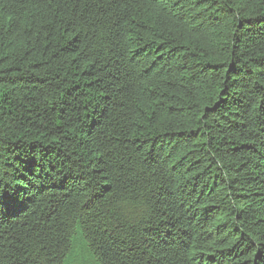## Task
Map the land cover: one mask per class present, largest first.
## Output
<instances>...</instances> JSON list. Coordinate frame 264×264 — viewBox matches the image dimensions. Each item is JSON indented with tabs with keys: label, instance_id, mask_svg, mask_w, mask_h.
Wrapping results in <instances>:
<instances>
[{
	"label": "trees",
	"instance_id": "16d2710c",
	"mask_svg": "<svg viewBox=\"0 0 264 264\" xmlns=\"http://www.w3.org/2000/svg\"><path fill=\"white\" fill-rule=\"evenodd\" d=\"M77 250L264 264V0H0V264Z\"/></svg>",
	"mask_w": 264,
	"mask_h": 264
},
{
	"label": "rangeland",
	"instance_id": "374dc122",
	"mask_svg": "<svg viewBox=\"0 0 264 264\" xmlns=\"http://www.w3.org/2000/svg\"><path fill=\"white\" fill-rule=\"evenodd\" d=\"M75 255L71 257L68 264H95L91 259L86 257V254L82 250H77Z\"/></svg>",
	"mask_w": 264,
	"mask_h": 264
},
{
	"label": "clouds",
	"instance_id": "9594fccd",
	"mask_svg": "<svg viewBox=\"0 0 264 264\" xmlns=\"http://www.w3.org/2000/svg\"><path fill=\"white\" fill-rule=\"evenodd\" d=\"M134 211V208L133 207H131V206H129V207H125L124 209H123V212H124V214H129V213H131V212H133ZM141 211H147V208H142L141 209Z\"/></svg>",
	"mask_w": 264,
	"mask_h": 264
}]
</instances>
